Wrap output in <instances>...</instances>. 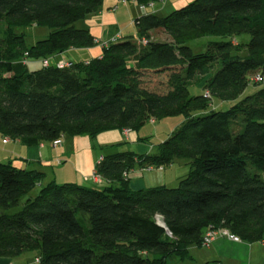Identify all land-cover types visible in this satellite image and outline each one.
<instances>
[{"label": "trees", "instance_id": "16d2710c", "mask_svg": "<svg viewBox=\"0 0 264 264\" xmlns=\"http://www.w3.org/2000/svg\"><path fill=\"white\" fill-rule=\"evenodd\" d=\"M163 1L117 0L139 9ZM103 2L0 0V136L57 147L135 134L149 121L182 122L153 154L105 153L92 171L102 182L83 179L95 189L44 185L43 173L0 163V259L36 252L38 264H168L188 260L190 247L227 240L204 247L210 230L264 246V87L246 95L253 78L264 80V0H194L166 17L135 18L136 37L97 41L76 25ZM28 27L50 33L27 47L17 31ZM157 31L166 39L153 41ZM246 35L247 44L233 45ZM204 37L230 41L194 53L188 45ZM94 47L100 56L87 63H49ZM29 61L41 67L30 71ZM196 88L202 95H191ZM180 160L189 173L177 187L129 188L134 168L162 171Z\"/></svg>", "mask_w": 264, "mask_h": 264}, {"label": "crops", "instance_id": "0c3cea01", "mask_svg": "<svg viewBox=\"0 0 264 264\" xmlns=\"http://www.w3.org/2000/svg\"><path fill=\"white\" fill-rule=\"evenodd\" d=\"M103 1L99 12L89 15L81 22L82 26L79 27L80 29L89 30L97 41L100 39H111L117 32H120L123 36L136 37L137 34L133 27V20L144 15L157 13V11L153 13L150 10L142 13L135 3L120 4L117 0ZM158 34L162 35L158 31L151 35L153 41ZM69 52H78L77 54L81 55V58H84L82 63H87L91 59L100 56V49L98 47L90 48L89 50H69ZM62 55H56L53 61L55 63L57 61L66 63L64 59H60ZM51 60L49 62L50 64ZM38 63L40 65V62ZM149 123L152 125L156 124V122L151 123L150 121ZM119 135L124 143L122 141L116 142L113 146L120 145V148L111 150V146L106 145L102 148L103 146L101 145L102 147L99 148L103 153H100L98 157L95 148L90 147L88 143L84 150L78 148L77 143L81 146V142L79 141L69 140L71 142H67L68 139H64L60 146L57 147H53L50 144L37 147H25L18 140L5 142L4 138L0 136V163H10L14 167L25 171L43 173L47 183H50V181L59 183L60 181L61 184L75 183L82 186L84 184L83 179L92 173L94 166L107 152L116 153V151L118 152L123 148V152L130 151L136 155H150L155 152V148L152 145H148V142L139 143V139L132 140V133L126 135L124 132H119ZM129 143L131 145L127 146ZM126 146L128 147L127 149H125ZM77 166H80V169ZM85 166L86 168L83 170ZM128 180L129 188L132 191L152 189L153 187H171V185L178 182V178L176 177L175 179L174 177V172L171 175V172H167L166 169L162 171L155 169L146 171L142 168H134L128 175ZM251 249L252 245L246 243H230L222 239L215 241L210 248H207L208 255L205 258H202V256L197 257L199 260L201 259L200 261L191 260L192 256L190 254L192 252L196 254L197 248L190 247L188 260L194 263L197 262L198 264H241V258L237 256L242 254L250 261L253 256ZM0 264H14V262L13 259H0Z\"/></svg>", "mask_w": 264, "mask_h": 264}, {"label": "rangeland", "instance_id": "374dc122", "mask_svg": "<svg viewBox=\"0 0 264 264\" xmlns=\"http://www.w3.org/2000/svg\"><path fill=\"white\" fill-rule=\"evenodd\" d=\"M192 2H194V0H164L163 2L156 3L155 7L150 6V8H145L144 10H141V9L140 10L142 11V13L149 11V10L152 11L153 13L157 11V14L159 16L166 17L170 13L178 11V9L180 8L189 6V4H191ZM81 26H82L81 22L77 23L76 28L81 27ZM49 33H50V30L46 27H43V28L28 27V28H23L17 31V34L23 35V38H24V41L27 47H32L36 42L44 41L47 38ZM156 39L163 41L166 39V37L158 34L155 37V40ZM248 39H249L248 35L242 36V37L237 36L233 39L235 40V42H233V45L235 46V44H247V42L249 41ZM224 41H230V39L229 38L221 39L217 37H213V38L204 37V38H201V40L190 42L188 46L191 49H193L194 53L200 54L205 50V46L207 44L213 43V42H224ZM77 53L78 52L67 51L61 56L60 59H64L66 63L68 62L73 65H76L82 62L84 59V58H81V55ZM24 57L25 55L22 57L21 61H26V58ZM53 60L54 59L51 60V65L55 64ZM39 66L40 65L37 61H33V62L29 61L28 63V68L30 71H33L34 69H38ZM258 84H253V86H249V88L246 90V95L248 96L249 94L256 92L260 88L264 87V80ZM191 92H192L191 94L192 96H199V95H202L203 93V91L198 88L192 89ZM217 109L221 110L222 108H217ZM181 122L182 121L180 118H171V119L161 120L160 122H156V124L154 125L147 123L144 127H142L138 131V133L133 134L131 138L132 140L139 139L138 141L139 143L148 142L149 143L148 145H152V147L154 148L158 143H161V141H164L171 134V132L179 126ZM69 140L81 142V146H79V144L77 143L78 148H80L81 150L82 149L84 150L85 147H87V143L90 144V147L95 148L97 157L98 155H100V153L101 154L103 153L99 147L103 146L102 148H104V146L106 145L113 146L114 144H116V142H120V141L123 142L122 138L119 135V132L117 131L110 132V133L101 135L99 137L93 138V139L82 136L79 138H72V139L70 138L67 140V142ZM130 145L131 144L129 143L127 146H130ZM127 146L125 147V149L128 148ZM122 150H124V148L120 149L121 152H123ZM77 167H79L80 169V166H77ZM85 168L86 166L83 168V170ZM166 171L171 172V175L174 172L175 179L176 177L178 178V182L176 184L174 183V185H171V187H168V188H174V187H177L180 180L185 179V177L189 173V167L186 165L185 160L184 161L180 160V161L174 162L172 166L166 168ZM46 183H47V180L44 179L43 184H46ZM58 184L61 185L60 181ZM83 185L88 188L100 186V185H93L91 182H85V184ZM17 211H19V208L17 210L10 211V213H16ZM196 251H197L196 254H193V252L190 254V256H192L191 260L200 261L201 259L199 260L197 257L202 256V258H205L206 255H208V250L206 248L199 247L197 248ZM251 251H253L252 252L253 256L250 259V261H248L247 257L243 256L242 254L237 256L238 258H241L240 260L241 264H264V247L260 243H256L255 245H252ZM36 258H37V253L30 252V253H25V254L20 255L19 257L14 258L13 262L14 264H33ZM173 262H176V263H173ZM168 264H198V263L197 262L194 263L193 261L191 262L190 260H185V261L177 260L176 261L175 259H173L172 261L168 262Z\"/></svg>", "mask_w": 264, "mask_h": 264}, {"label": "built area", "instance_id": "2783aa9c", "mask_svg": "<svg viewBox=\"0 0 264 264\" xmlns=\"http://www.w3.org/2000/svg\"><path fill=\"white\" fill-rule=\"evenodd\" d=\"M151 7H152V5H151ZM141 9H143V8H141ZM106 44L107 43H105V42L104 43H101V45H104V46H106ZM25 56H27V54H25ZM48 64H49L48 61L45 60V62H43L42 65H43V67H45ZM56 66L58 68H67L69 66V63L68 62L65 63L63 61H59V62L56 63ZM262 80H263V78L260 75L259 76H256L255 78H253V82L254 83H260ZM205 96L207 97V94ZM126 134H127V132H126ZM56 145H57V143H55L53 145V147H56ZM146 171H150V169H146ZM124 176H125V174H124ZM89 179L94 184L95 183H101L102 182L100 176L95 171L92 173V175L90 176ZM156 222L161 227H163V224H161V222H162L161 217L156 216ZM221 237H226L227 240L230 241V242H232V243L233 242H235V243H238L239 242L238 238H236L235 236L229 235V233L227 231H225V230H220V231L210 230L209 233L206 235L205 239L203 240L202 245L204 247H209L210 246V243H212L213 241H215V239H217V238L220 239ZM262 244H264V242ZM35 263L38 264V260H35Z\"/></svg>", "mask_w": 264, "mask_h": 264}]
</instances>
